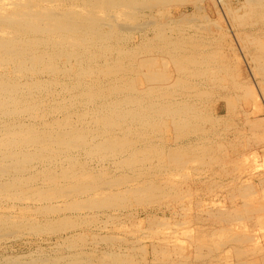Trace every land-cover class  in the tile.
Returning <instances> with one entry per match:
<instances>
[{
    "label": "bare ground",
    "instance_id": "6f19581e",
    "mask_svg": "<svg viewBox=\"0 0 264 264\" xmlns=\"http://www.w3.org/2000/svg\"><path fill=\"white\" fill-rule=\"evenodd\" d=\"M195 17L217 29H224V20L242 33L253 62L251 86L264 103V0H0V236L67 235L99 215L112 220L131 201L160 200L191 212L171 226L180 231L166 229V216L145 215L149 226L165 228L153 236L151 251L172 262L170 253L185 245L184 238L198 243L199 253L206 243L203 234L192 237L184 228L195 208L230 224L264 205V188L258 193L254 182L264 186L260 175L234 178L237 196L224 198L228 207L215 199L202 205L200 197L195 208L191 203L192 184L210 185L242 173L241 165L251 168L248 141L264 133V122L253 125L245 117L221 126L222 113L235 109L251 86L233 79L226 105L211 102L213 86L224 77L218 72L232 75L221 50L208 54L218 36L199 33L204 27ZM258 220L264 228V219ZM223 230L206 238L231 232ZM86 236L76 232L66 248L80 247ZM241 236L230 242L244 246ZM138 239L134 249L144 259ZM235 245L239 258L246 251ZM22 258L2 256L0 264H114L81 251Z\"/></svg>",
    "mask_w": 264,
    "mask_h": 264
},
{
    "label": "rangeland",
    "instance_id": "374dc122",
    "mask_svg": "<svg viewBox=\"0 0 264 264\" xmlns=\"http://www.w3.org/2000/svg\"><path fill=\"white\" fill-rule=\"evenodd\" d=\"M193 20L196 21L199 19H197V17H195ZM199 21H200L199 23L203 24L202 26L205 28L204 29L201 27L203 30L200 29L199 33L202 32L203 35H205L204 37H209L211 35L216 36V37L218 36V38L220 40L218 45H217L218 47L214 48L213 46H211L212 48L210 47L208 49V54H213V53H215L216 50H217L216 53L220 54V52L222 51V53L220 55L224 57L225 63L228 64L229 68H230V72H231L230 74L232 75L231 77H229L228 75H224L223 72H218L219 78L222 76H224V77L221 79L222 81L219 80L218 83H216V85L213 86V87H216V89H215V96H214V98H212V101H211L213 104L217 103L220 105H223V104L226 105V98L227 97H225V96L229 93V92H226L227 91L226 88L231 86L233 79L239 84L247 85V87H249L251 85H253V87H255L254 86V82H255L254 77L251 75V72H250L251 66L253 67V62L250 60L249 55H248V54H250V51H249L250 47L247 48L248 50L244 49L245 45L239 39L240 37H242V33L241 32H235L233 30V28L229 27L227 22H225L224 20H222L224 29H217L211 23L207 24L208 25L207 26L206 24H204L206 22L203 23V21H201V20H199ZM195 23H197V22H195ZM237 33L239 35H237ZM257 77H258V75L255 76V79ZM219 84L224 88L223 90H221L222 88L219 87ZM249 88L250 89L247 91L248 93H245L244 91H243L244 93L242 92L243 93L242 98L239 99L240 102L239 101L237 102L235 109H233V110L230 109V112L222 113V114H225V116L221 120L225 121L224 123H226V124L221 125V126L231 125L230 124L231 121L232 122H237V121L240 122V119L243 117L248 118V120L253 125L256 123H260V121L264 122V103L261 102L259 96H257V94L255 93L256 91L252 88V86ZM229 95H230V93H229ZM244 112L247 115H244L243 114ZM220 128L224 129V127H220ZM260 136L261 137L259 139H257V141H255V142H253V140L251 138L248 141L250 143L248 145L249 146V152H252L253 153L252 155L255 158L253 164L251 165V168L246 169V166L241 165L242 166L241 168L243 169L242 173H240V174L233 173L230 176L227 174H226V176L223 175L222 178L216 179V182H215L216 184L213 183V184L209 185V183H206L205 184V186L207 185L206 187L204 185H202V187L201 186L195 187L191 183L193 186L192 185L190 186V189L192 190L190 193H192V195L195 198L191 195L190 200L192 201L191 203L193 204L194 208L196 206V198L197 197H200L203 199L202 205L209 206V204H207L204 201H211V200L215 199L216 202H220L224 206L228 207L229 201L224 200V198H227V195L228 196H230V195L237 196V192L234 190L235 183L233 180H234V178H236L238 176L242 177V179H243L247 176H248L247 178H249L250 176L253 177V175H260L261 181L264 180V150H262L264 148V133H261ZM228 138L232 139L230 136V137H225V140H229ZM198 168H200V166H198ZM256 169L257 170L259 169V171L261 173H259V171H257ZM208 175H209V172L203 173V176H205V177H207ZM212 176H213V178L216 177L213 174H212ZM226 177H228V178H226ZM221 179H223V180H221ZM223 181H224V183L225 182L226 183L224 184ZM254 182L257 184L256 189L258 190V193H259V191H260L259 188H261V187L264 188V186L259 185V182L257 180H255ZM263 183H264V181H263ZM217 184L218 185L222 184V185L218 186ZM228 184H230L229 185L230 187L227 186ZM198 188H199V190H197ZM262 190L264 191V189H262ZM195 191H196V193H194ZM262 192H261V195H263ZM150 202H148V203L145 202V203H143V205H140V204H137V203L131 201V202H129V205L122 211L123 213H121L119 215H115V218H113L112 220L107 221V218L99 215V217H96V220L94 222H92L94 224H90V223H88L86 225L81 224L83 227L81 226V227L75 228L76 229L75 232L69 233L67 235L65 233H58V234H53L50 236L49 235L45 236V234H42V235L40 234V236L35 235V234L34 235L23 234V235H19V236H17L16 234H13V235L9 234L10 236H8V233H6L7 234V235L5 234L6 236L5 235L0 236V248H1L0 249V258L2 256H10V257L11 256H13V257L14 256H21V257H23L22 259H26L27 257H29L30 254H32V256H35V255L40 254V253H42L44 255H51V254L68 255L71 253H77L78 251H81V252H84L85 254L87 253V255L89 254V256L90 255L91 256L92 255L97 256V257H99V259H101L104 262L114 263V264H169V262L172 264H174V263L175 264H236V263L237 264H264V228H258L257 223H259V220L256 221L257 218L259 219L260 217L264 219V211H263L264 205H262V206L260 205V207H263V208L261 209L260 207H258L256 209L257 212L252 214V215H250L249 212L240 213V215L237 216V218L239 219L238 222L232 221V223H230V224L225 223L224 222L225 220L223 218H221L216 212H206V210H204L203 208H202V210L200 209V211H199V208L198 209L195 208V210L192 211L193 218H190V219L186 218L188 221L185 219L186 223H185L184 228L186 230H188V229L191 230L192 237L193 236L196 237L197 234H203V236H205V241H206V243H203V245L206 247L204 248V246H203L204 249L202 248V251H200V253H199V244L195 243V241L193 239L186 237V239L184 238L185 245L179 246L177 248L175 247L176 252L174 251V253H170V257H171L172 262L171 261L167 262V261H164L161 258V256H159V254L153 253V251H151V249L149 247V243H151V245H157V242H156L154 237L159 236V235H156V233H159L160 231L165 230V228H162V227L161 228H159V227L155 228L153 226H149L150 224H148V221L144 220L145 215L146 214L149 215L150 213H152V214H157V216H166L167 218L170 219L169 223H171L170 225L168 224L169 227L166 226V229H169V230L171 229L172 231L178 229L180 231L182 229V227L174 229L173 227H175V226H173V225H176V223L180 224L179 222L181 221V217L186 213H189V215H190L191 212L185 211V213H183L180 209H171V208L169 209V208L165 207L166 203L161 202L160 200L159 201H152L151 200ZM142 207H145V209H142ZM259 208H260V211L258 210ZM168 211H169V213H168ZM133 213H135L136 215L138 214L137 217H139V219H141V222H139L138 225H136V223L133 222V217L136 216L135 214L133 216ZM175 213L177 215H175ZM170 214H172V216ZM241 214H243V215H241ZM174 215H175V217H174ZM180 215H182V216H180ZM190 217H191V215H190ZM195 219L197 222L199 221V223L194 222ZM173 220H175L176 222ZM200 223H201V225H200ZM186 224H188V225H186ZM171 226H173V227H171ZM88 227H89V229H88ZM222 227L225 230V232H229V230L231 232L223 234L220 238L219 237L215 238V239L213 238V240H211L210 238H206V237H209L210 232H212L213 229L220 230V229H222ZM263 227H264V225H263ZM103 228H105V229H103ZM151 229H152V231H151ZM236 230H238L237 231L238 233L236 235H232L233 232H235ZM141 231H145V233H142ZM247 231H248V233H246ZM76 232H77V234L78 233H81V234L85 233L87 235L86 241L83 244H80L81 245L80 247L75 248V249L73 248L72 250H70V249L66 248V246L69 243H71V241L77 239L76 237L72 238L76 234ZM153 232L155 233L154 235H152ZM239 233H240V235H243V236H241L240 241L243 240L244 238H247V240L245 239L243 241L244 246L242 245V242L235 243L236 245L233 244L232 242H230V239H232L234 236L239 235ZM230 234L233 237H231ZM249 234H251V235H249ZM70 235H71V237H70ZM229 235H230V237H229ZM112 236H113V238L115 236L118 238L115 237V239H116L115 240L112 238ZM261 236H262L263 240H262ZM104 237H107V238H105L107 240H105V241L100 240V238H104ZM138 237H139V239H138ZM144 237H146V238H144ZM110 238H112V239H110ZM187 238L190 239L191 242ZM136 239H138V240L142 239L143 240V241L141 240L142 241L141 243L144 244L145 248L144 247H142V248H144L146 251L144 259L141 258L142 255H141L140 251H138L137 249H134L135 247L138 248V246H140L139 243L136 242L137 241ZM60 240H63V241H60ZM117 240H119V241H117ZM122 240H124V241H122ZM227 240L230 243H228ZM252 241H253V244H252ZM254 241H256V243ZM66 242H68L67 245H66ZM219 243H221V246ZM187 244H188V247H187ZM213 244L215 246H217L219 244L218 249L215 246L213 247ZM254 244H259L258 248H256L255 251L252 250V248L254 247ZM234 245L237 246L239 249L242 248L241 250L246 251L245 254H241V257H243L242 259H241V257L238 258V256L235 255V252L233 249ZM3 246L6 247V249L4 251H2ZM129 246H130V249H125L126 247L128 248ZM184 247H186V248H184ZM206 248H207V250H205ZM180 249L183 252L180 251ZM106 251H108V252H106ZM96 254H98V255H96ZM109 254H115L116 256L118 255L119 257H110ZM124 255H125V257L130 259V261L128 263H126V261L123 260L122 257H124ZM103 256L105 259L103 258ZM118 258H122V260L121 259L117 260ZM114 259H115V261H114ZM225 259H226V261H225Z\"/></svg>",
    "mask_w": 264,
    "mask_h": 264
}]
</instances>
